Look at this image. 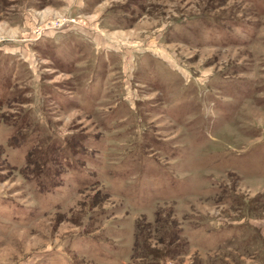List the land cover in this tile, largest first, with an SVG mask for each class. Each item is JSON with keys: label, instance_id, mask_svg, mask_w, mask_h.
Masks as SVG:
<instances>
[{"label": "rangeland", "instance_id": "obj_1", "mask_svg": "<svg viewBox=\"0 0 264 264\" xmlns=\"http://www.w3.org/2000/svg\"><path fill=\"white\" fill-rule=\"evenodd\" d=\"M0 264H264V0H0Z\"/></svg>", "mask_w": 264, "mask_h": 264}, {"label": "trees", "instance_id": "obj_2", "mask_svg": "<svg viewBox=\"0 0 264 264\" xmlns=\"http://www.w3.org/2000/svg\"><path fill=\"white\" fill-rule=\"evenodd\" d=\"M11 139V138H10ZM10 139H8L10 141Z\"/></svg>", "mask_w": 264, "mask_h": 264}]
</instances>
